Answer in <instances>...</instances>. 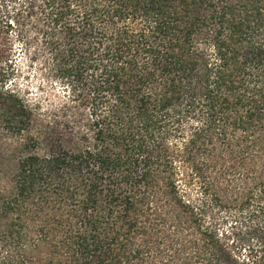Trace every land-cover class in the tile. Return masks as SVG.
<instances>
[{
	"label": "trees",
	"instance_id": "trees-1",
	"mask_svg": "<svg viewBox=\"0 0 264 264\" xmlns=\"http://www.w3.org/2000/svg\"><path fill=\"white\" fill-rule=\"evenodd\" d=\"M22 4L67 101L0 67V264H264V0Z\"/></svg>",
	"mask_w": 264,
	"mask_h": 264
},
{
	"label": "rangeland",
	"instance_id": "rangeland-1",
	"mask_svg": "<svg viewBox=\"0 0 264 264\" xmlns=\"http://www.w3.org/2000/svg\"><path fill=\"white\" fill-rule=\"evenodd\" d=\"M27 6V5H26ZM22 0H0V16L9 18L12 22L11 30L7 33V37L12 43L10 62L0 63V67L6 69L7 65H11L12 76L10 82L12 87H16L29 102L39 103L41 105V117L49 120L63 102H66V95H64V87L60 85L49 72L45 62V54H42L40 42L37 41L35 35L37 31V14L35 13H19L25 7ZM5 20V19H3ZM6 21V20H5ZM6 38V36H4ZM38 40H41L38 37ZM10 63V64H9ZM4 140V136L0 133V142ZM187 173L184 172V177L187 178ZM194 187V188H191ZM189 187L192 189L187 195L192 198H199L200 194L197 185ZM188 188V187H186ZM194 189V190H193ZM188 190V189H187ZM238 213L233 212L231 217L224 211L216 213V218L220 221L222 218L228 217L226 223L220 222L219 230L225 233L231 230L233 224H237L236 230H241L239 223L234 222V216ZM235 230V229H234Z\"/></svg>",
	"mask_w": 264,
	"mask_h": 264
}]
</instances>
